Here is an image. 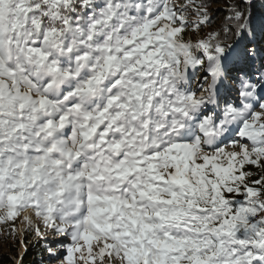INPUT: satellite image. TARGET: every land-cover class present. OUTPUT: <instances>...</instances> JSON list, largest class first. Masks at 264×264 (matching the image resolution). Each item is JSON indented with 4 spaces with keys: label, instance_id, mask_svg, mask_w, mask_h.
<instances>
[{
    "label": "snow or ice",
    "instance_id": "snow-or-ice-1",
    "mask_svg": "<svg viewBox=\"0 0 264 264\" xmlns=\"http://www.w3.org/2000/svg\"><path fill=\"white\" fill-rule=\"evenodd\" d=\"M210 24L203 0H0V223L33 213L66 264H264V63L186 39Z\"/></svg>",
    "mask_w": 264,
    "mask_h": 264
},
{
    "label": "rangeland",
    "instance_id": "rangeland-1",
    "mask_svg": "<svg viewBox=\"0 0 264 264\" xmlns=\"http://www.w3.org/2000/svg\"><path fill=\"white\" fill-rule=\"evenodd\" d=\"M224 0H215L213 4L209 5L208 14L209 17L211 15H215L213 13L216 10L217 3H221ZM243 3L250 4L259 1L264 3L263 0H241ZM177 6L184 3V0H176ZM221 15V16H220ZM227 14H221L218 12L217 21L214 20L215 24L204 25L203 30L195 33L193 35V29H188V35L186 39L195 40L199 37L204 36L210 31L222 30L220 28L222 20L224 21ZM190 20L195 21L197 19L196 16L189 13ZM214 17V16H213ZM248 21V20H247ZM213 22V23H214ZM212 23V21H211ZM217 24V25H216ZM249 25V22H248ZM247 33L251 36V49L254 52V60L256 61L258 71L261 68L260 54H256V52H260L263 50V46L260 45L257 40L252 36V31L249 26L247 27ZM236 61L233 62L232 69L235 72L240 71L243 66H237ZM238 69V70H237ZM249 71L250 69L247 68ZM199 72V73H198ZM204 73L201 71H196L193 75L191 81V88L197 89L200 87V83ZM259 75H257V78ZM231 147L226 148V151H232ZM28 214V215H27ZM3 215V213H0ZM24 216H29L31 218V223L24 219ZM36 229H39L41 235L37 234ZM42 245L45 249L42 250V256L37 259L32 258L27 264H66L67 256H68V247L71 245V240L69 237L56 235L49 228H46L43 224V221L36 218L35 215L31 212H25L17 216L13 221H8L7 223H0V264H24L26 263L23 260L24 254L27 249H33ZM51 249V251H49ZM79 255V254H77Z\"/></svg>",
    "mask_w": 264,
    "mask_h": 264
},
{
    "label": "trees",
    "instance_id": "trees-1",
    "mask_svg": "<svg viewBox=\"0 0 264 264\" xmlns=\"http://www.w3.org/2000/svg\"><path fill=\"white\" fill-rule=\"evenodd\" d=\"M214 1L215 0H203V2L207 4L208 7L209 5L213 4ZM237 10L245 13V17L249 22L248 26L253 33L252 36L260 45L263 46L264 49V3L256 1L249 6L248 3H243L241 0H224L221 3H217L216 10L213 11L215 15H211L209 18L212 21L211 24H215L217 21L215 18H217L218 12L221 14H227L224 21L222 20L221 22L220 28L222 30H217V32H221V39L224 40V42L236 47L237 50L233 62L236 61L238 64L237 66H243L241 70L248 71V68L250 69L249 71L256 73L257 76L259 75V71L257 69L256 61L253 57V49H251V36L247 33V28H245L243 31H239L237 29L236 21L232 19L234 12ZM214 20L216 21L214 22ZM261 52L264 51L260 50V52H256V54H260ZM260 56L262 58L260 59V63L262 64L264 63V54L261 53ZM195 72L196 71H194V74ZM43 249H45V247L42 245L34 247L33 249H31L29 246L23 257V260L26 262L24 264L29 263L32 258L38 260V258L42 256Z\"/></svg>",
    "mask_w": 264,
    "mask_h": 264
},
{
    "label": "bare ground",
    "instance_id": "bare-ground-1",
    "mask_svg": "<svg viewBox=\"0 0 264 264\" xmlns=\"http://www.w3.org/2000/svg\"><path fill=\"white\" fill-rule=\"evenodd\" d=\"M29 213V212H28ZM28 215V214H27Z\"/></svg>",
    "mask_w": 264,
    "mask_h": 264
}]
</instances>
